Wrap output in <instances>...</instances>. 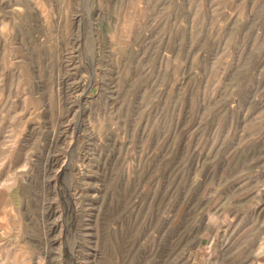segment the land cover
<instances>
[{
  "label": "rangeland",
  "instance_id": "obj_1",
  "mask_svg": "<svg viewBox=\"0 0 264 264\" xmlns=\"http://www.w3.org/2000/svg\"><path fill=\"white\" fill-rule=\"evenodd\" d=\"M0 264H264V0H0Z\"/></svg>",
  "mask_w": 264,
  "mask_h": 264
}]
</instances>
